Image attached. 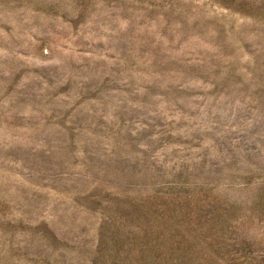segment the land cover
<instances>
[{
	"label": "rangeland",
	"instance_id": "1",
	"mask_svg": "<svg viewBox=\"0 0 264 264\" xmlns=\"http://www.w3.org/2000/svg\"><path fill=\"white\" fill-rule=\"evenodd\" d=\"M0 264H264V0H0Z\"/></svg>",
	"mask_w": 264,
	"mask_h": 264
}]
</instances>
